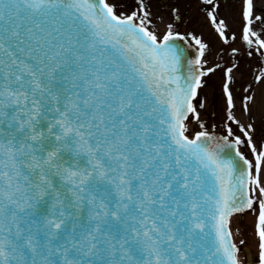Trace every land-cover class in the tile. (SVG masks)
<instances>
[{
	"label": "snow or ice",
	"instance_id": "6c2138e0",
	"mask_svg": "<svg viewBox=\"0 0 264 264\" xmlns=\"http://www.w3.org/2000/svg\"><path fill=\"white\" fill-rule=\"evenodd\" d=\"M0 264H264V0H0Z\"/></svg>",
	"mask_w": 264,
	"mask_h": 264
},
{
	"label": "rangeland",
	"instance_id": "374dc122",
	"mask_svg": "<svg viewBox=\"0 0 264 264\" xmlns=\"http://www.w3.org/2000/svg\"><path fill=\"white\" fill-rule=\"evenodd\" d=\"M168 2H169V0H153L154 5H156V6H161L163 4H167ZM180 3H181V6L183 7L184 0H180ZM156 10H157V7H154L153 11H156ZM185 20H187L189 23H192L193 27L197 28L198 31H203L205 38L212 40L213 46L214 47L216 46L218 41L211 35V33L209 32L207 27H202V25L204 24L203 18L201 17L197 20L196 16L194 15V9L192 12H186ZM181 30H184V25H181ZM219 83H220L219 75L214 76L212 78V80L209 82V85L206 86L202 90V93H211L213 90H215V95H216V98L218 100V98H219V87H218ZM211 111H212V108L210 106L208 114H202V115H204V119L209 121V123L217 122L216 118L210 116ZM237 111L239 112V102H238ZM241 219L244 222V224L249 226V229H250L251 223L253 220L252 215L245 213L242 215ZM249 238L251 239V236Z\"/></svg>",
	"mask_w": 264,
	"mask_h": 264
}]
</instances>
